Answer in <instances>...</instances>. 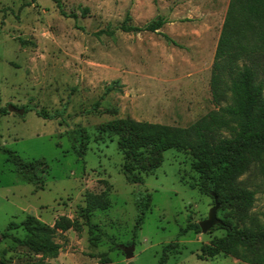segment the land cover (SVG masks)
<instances>
[{
	"label": "rangeland",
	"instance_id": "obj_1",
	"mask_svg": "<svg viewBox=\"0 0 264 264\" xmlns=\"http://www.w3.org/2000/svg\"><path fill=\"white\" fill-rule=\"evenodd\" d=\"M229 1L0 0L1 264L41 259L13 240L29 237L24 227L8 231L28 217L51 228L61 219L72 225L56 235L58 257L43 264H159L167 245L176 253L166 264H243L224 254L200 260L226 230H193L214 200L200 192L191 155L168 150L157 169L130 184L110 130L125 119L186 128L215 110L210 79ZM126 17L139 28L166 24L127 34L119 30ZM102 31L112 35L97 36ZM17 158L36 163L35 183L20 178ZM239 180L254 192L251 219L263 223L264 175L253 167ZM145 194L150 206L137 225L135 203ZM89 197L101 206L86 221ZM219 210L220 221L238 225Z\"/></svg>",
	"mask_w": 264,
	"mask_h": 264
},
{
	"label": "trees",
	"instance_id": "obj_2",
	"mask_svg": "<svg viewBox=\"0 0 264 264\" xmlns=\"http://www.w3.org/2000/svg\"><path fill=\"white\" fill-rule=\"evenodd\" d=\"M128 21L126 17L119 28L127 34L156 33L166 24L157 19L139 28L129 26ZM100 35L111 36L112 33L102 31L97 34ZM210 92L215 110L186 128L132 119L113 122L110 130L117 138L118 150L124 159L122 172L128 183L138 184L142 182V174L149 175L160 166L164 152H188L199 174L200 192L214 194L220 210H229V215L238 223L221 221L218 227L225 228L226 237L205 247L200 260L224 254L243 264H264V220L260 224L251 219L254 192L248 191L239 180L253 167L264 175V0L229 1L212 64ZM37 115L48 119L42 112ZM14 162L19 164L20 178L35 183L36 163L18 158ZM39 165L46 170L43 162ZM150 198L145 194L136 200L137 225L143 223ZM89 200L87 214L83 211L86 221L88 214L101 206L97 198L89 197ZM100 200H104L103 197ZM20 227L29 232V237L13 240L41 255L39 261L30 264L56 259L61 250L55 243L56 235L72 229L65 219L51 228L28 217L20 225L11 223L8 231ZM193 230L201 232L198 225L193 226ZM3 236L11 237L8 232ZM175 251V245L164 247L159 264H166L168 253Z\"/></svg>",
	"mask_w": 264,
	"mask_h": 264
},
{
	"label": "water",
	"instance_id": "obj_3",
	"mask_svg": "<svg viewBox=\"0 0 264 264\" xmlns=\"http://www.w3.org/2000/svg\"><path fill=\"white\" fill-rule=\"evenodd\" d=\"M8 112L9 113H15V114L20 115V116L24 114L23 109L17 110L13 107H9ZM212 197L214 199V207L209 211L207 219L203 222H200L198 225L202 234L209 232L214 227L221 224V221L217 218V211L220 208V204L218 203L217 198L214 194L212 195ZM123 253H124L126 259H131L134 255V248L133 247L125 248V249H123Z\"/></svg>",
	"mask_w": 264,
	"mask_h": 264
}]
</instances>
